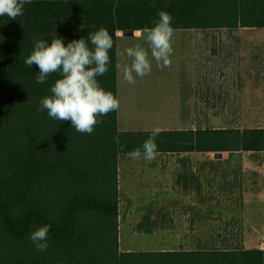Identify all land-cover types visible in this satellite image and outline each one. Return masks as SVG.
I'll list each match as a JSON object with an SVG mask.
<instances>
[{"label": "trees", "instance_id": "1", "mask_svg": "<svg viewBox=\"0 0 264 264\" xmlns=\"http://www.w3.org/2000/svg\"><path fill=\"white\" fill-rule=\"evenodd\" d=\"M154 2L32 0L16 20L0 17V264H119L120 258L118 156L135 148L118 131L117 111L97 117L92 134H81L41 110L61 77L36 83L39 70L25 65L34 41L58 37L67 46L84 38L92 49L89 35L107 29L110 63L96 79L116 97L118 31L154 27L160 11L171 15L173 29L264 28V0ZM189 144L200 153L264 152V129L200 130ZM44 225L49 247L38 251L30 234ZM199 256L200 264H264L259 250Z\"/></svg>", "mask_w": 264, "mask_h": 264}, {"label": "crops", "instance_id": "2", "mask_svg": "<svg viewBox=\"0 0 264 264\" xmlns=\"http://www.w3.org/2000/svg\"><path fill=\"white\" fill-rule=\"evenodd\" d=\"M135 31L117 33L118 131L142 152L135 141L161 132L151 162L118 156L119 264H200L201 252L264 251V238L216 235L237 227L264 233V152L233 160L229 152L189 150L201 119L230 118L220 114L248 112V105L264 112V28L174 29L172 64L163 70ZM137 44L152 71L130 85L120 66L131 64L126 49ZM221 243L226 249L216 250Z\"/></svg>", "mask_w": 264, "mask_h": 264}, {"label": "clouds", "instance_id": "3", "mask_svg": "<svg viewBox=\"0 0 264 264\" xmlns=\"http://www.w3.org/2000/svg\"><path fill=\"white\" fill-rule=\"evenodd\" d=\"M32 0H0V17L7 16L16 20L23 15L25 4ZM153 6L155 2L153 0ZM159 19L153 21L154 27L136 30L133 35L141 36L149 45L151 59L161 70L172 64L174 29L171 26L172 17L165 11L158 13ZM86 25H81V31ZM92 49L84 38L73 40L65 46L62 38L34 41L31 54L25 59V65H33L39 70L36 83L44 84L52 74H59L50 91L51 96L41 99V110H46L48 116L57 121L71 122L72 128L81 134H92L95 126L101 121L97 117L105 116L117 111L119 100L109 91H105L96 77L103 76L108 71L110 63L109 51L113 48V38L105 28L89 35ZM131 64L120 66L123 80L135 85L136 78L143 79L152 71L149 52L137 44L126 49ZM161 132L159 127L152 130L151 136L140 148L127 153L129 159L151 162L157 156L156 137ZM50 225H44L30 234V240L38 251H45L49 247Z\"/></svg>", "mask_w": 264, "mask_h": 264}, {"label": "rangeland", "instance_id": "4", "mask_svg": "<svg viewBox=\"0 0 264 264\" xmlns=\"http://www.w3.org/2000/svg\"><path fill=\"white\" fill-rule=\"evenodd\" d=\"M256 105H248V112H231L220 115H229L230 118H218V119H201L200 128L201 130L208 129H247V128H263L264 129V112H256ZM264 107V106H263ZM204 115L201 113V116ZM219 115V114H215ZM255 153V152H252ZM224 154V153H222ZM225 157L228 159L235 160H249L256 159V154H250L249 152H230L226 153ZM238 226V225H237ZM231 228H236L235 225H232ZM217 238L223 237L225 239H242V240H257L264 238V233L256 232H242L235 229V231L229 232H216ZM219 244V243H217ZM256 244V243H255ZM224 243H221V246L216 247V250L226 249Z\"/></svg>", "mask_w": 264, "mask_h": 264}, {"label": "water", "instance_id": "5", "mask_svg": "<svg viewBox=\"0 0 264 264\" xmlns=\"http://www.w3.org/2000/svg\"><path fill=\"white\" fill-rule=\"evenodd\" d=\"M125 35L131 36L132 32H125Z\"/></svg>", "mask_w": 264, "mask_h": 264}]
</instances>
